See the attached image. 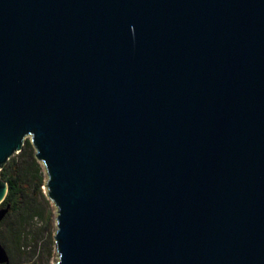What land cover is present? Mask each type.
<instances>
[{"label": "water", "instance_id": "water-1", "mask_svg": "<svg viewBox=\"0 0 264 264\" xmlns=\"http://www.w3.org/2000/svg\"><path fill=\"white\" fill-rule=\"evenodd\" d=\"M27 141L55 264H264V0H0V173Z\"/></svg>", "mask_w": 264, "mask_h": 264}, {"label": "trees", "instance_id": "trees-1", "mask_svg": "<svg viewBox=\"0 0 264 264\" xmlns=\"http://www.w3.org/2000/svg\"><path fill=\"white\" fill-rule=\"evenodd\" d=\"M34 156V148L27 141L23 151L11 158L0 173L9 186L6 200L0 206V209H9L0 223V243L8 252L10 264H23L24 247L28 245L27 230L39 216L37 198L42 179Z\"/></svg>", "mask_w": 264, "mask_h": 264}, {"label": "rangeland", "instance_id": "rangeland-1", "mask_svg": "<svg viewBox=\"0 0 264 264\" xmlns=\"http://www.w3.org/2000/svg\"><path fill=\"white\" fill-rule=\"evenodd\" d=\"M34 154V159L36 160L39 169V177H41L42 179L40 193L37 198L39 216L34 219L27 230L28 245L24 247V251H26V254H24L25 256L22 259V263L55 264L57 262V252L54 242V236L57 229V209L50 198L47 197L48 191L46 183L48 180V176L45 167L37 159L35 149ZM33 251L35 254L32 253Z\"/></svg>", "mask_w": 264, "mask_h": 264}]
</instances>
